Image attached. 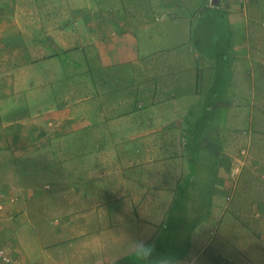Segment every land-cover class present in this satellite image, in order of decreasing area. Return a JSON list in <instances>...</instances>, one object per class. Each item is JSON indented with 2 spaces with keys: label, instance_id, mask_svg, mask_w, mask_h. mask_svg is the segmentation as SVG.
<instances>
[{
  "label": "crops",
  "instance_id": "obj_1",
  "mask_svg": "<svg viewBox=\"0 0 264 264\" xmlns=\"http://www.w3.org/2000/svg\"><path fill=\"white\" fill-rule=\"evenodd\" d=\"M254 1L219 0L233 70L252 59L247 9ZM203 7V0H0V154L19 161L61 151L66 160L57 169L20 163L18 178L0 186V264H85L87 242L68 247L64 258L55 233H40V211L25 212L46 199L70 226L81 222L59 242L92 233L99 248L92 264H137L130 238H146L157 256L180 262L185 251L193 254L187 262L202 257L199 264H264L263 218L235 214L237 202L223 201L232 184L221 157L209 203L199 204L201 226L180 223L191 184L180 190L187 150L198 159L201 148L203 126L194 121H208L222 99L212 48L198 53L192 44ZM169 219L178 227L169 228L176 231L166 246L154 240L167 238Z\"/></svg>",
  "mask_w": 264,
  "mask_h": 264
},
{
  "label": "rangeland",
  "instance_id": "obj_2",
  "mask_svg": "<svg viewBox=\"0 0 264 264\" xmlns=\"http://www.w3.org/2000/svg\"><path fill=\"white\" fill-rule=\"evenodd\" d=\"M254 3L255 4L252 3L251 7L247 9V23L248 28L250 29V54L252 59H250V62L236 63L234 70L232 69V64L235 61L233 59L229 58V61H224L225 63L223 62L221 64V66L224 64L227 66V72L225 71L224 75L233 76V78L227 77L226 80L223 79L219 82L223 87L225 85L226 89L222 91L224 94L220 91V99H222L218 106L213 104L210 119L204 121L202 118H199L194 121L196 124L203 126V133L200 137L201 146H198L201 148L198 153L199 158L196 161V174L190 181L191 184L187 191L188 214L187 216L182 217L180 222L183 224L184 230H188L192 225L194 226V229L195 225L197 227L201 226L199 219L205 215L202 214V207H200L199 204L206 205L209 203V186L212 182L211 173H213L215 169L214 161L218 160V158L220 159V157L221 165H223V162L225 163V171L227 172L228 179L232 186H234L233 191L231 186L226 195L224 197L222 196L223 201L226 202L228 197H231V201L237 202L236 204H238L234 210L235 214H237L236 212L238 210L243 214L252 213L255 216H258L259 214L264 221V0H255ZM160 15L162 14L157 12L155 18L157 16L161 17ZM223 22L226 23L223 18L219 17L217 26L215 25V30H222ZM208 31L213 30L211 29ZM213 36H217L216 31ZM208 43L209 41L203 38L192 40L193 48H195V51L198 53L201 49H208ZM216 50L218 53L226 52L230 53L229 56L231 55V47L228 50L224 46H219L217 48L215 47V51ZM182 51L184 52V46H182ZM192 54H194L193 50L190 52V55ZM199 63L200 62H197L196 64ZM217 85L218 79L215 78L214 86L217 87ZM197 106L198 102L193 105L194 108ZM193 120L194 119H190V121ZM193 137L194 136H192L190 142H192ZM223 150L226 153L225 156H221ZM190 152L191 150L188 149L187 153ZM11 153L12 152H7L8 155ZM58 153L60 157H63L64 152L59 151ZM4 154L5 153L0 154V186L3 182L10 184L9 182H13L18 178V166L20 163L22 165L25 164L26 166L29 162V167L32 169L36 165L37 167H42L44 163L51 162V164L55 166L53 169H57L59 168L57 167L58 165L62 164V166H64L63 163L66 162L65 159H59L60 157L55 158L50 154L45 159L29 158L27 160L21 159L19 161L10 158L7 155L4 157ZM218 164L219 163H217V165ZM178 165L180 164L177 163V166ZM233 171H235L234 175H232ZM37 177V175H31V177H29V179L32 178L29 181L31 182L30 184H36ZM56 179H58V177ZM186 179L188 183L190 175H188ZM20 183H22V181ZM49 183L51 182H48L47 184ZM47 184L44 187L45 190L49 189ZM56 209L57 208L55 207L54 210ZM28 210L32 217L38 213V210L40 211L39 214L43 215L42 222L37 224L40 233L42 235H45L48 232H52L53 235L55 233L58 241L55 245L58 249L63 250L64 258L66 257V249L71 248L72 251L74 249H79V243L84 241L85 243L87 242L84 263L92 264L95 259H98L99 248L96 245V240L91 238V232H86L87 237L84 239L76 240L74 242H59L66 240V236L69 235L66 229L68 230L72 228L73 233H75L77 231V224H81V222L77 224L72 223L70 226L67 220H65V214L60 215V211L59 214H56L57 212L52 210V202L50 200L46 199L39 205H36L35 200L30 204L28 209H25V212L27 211L28 213ZM75 215L76 214L72 216ZM228 216L226 215L224 218H227ZM61 220L65 221L62 222ZM164 225V229H167L168 231H164L163 228H161V230H163L161 232L164 233L167 238H156L154 241L169 246L170 242L168 236H171L176 231L175 229L169 230V228L178 227V223L170 222L169 219ZM91 228L92 227L90 226V229ZM36 229L32 228V231H35ZM64 231H66V233H64ZM28 238L29 239L25 240V245L27 247H32L35 240L30 236ZM48 242L51 243L52 240H49ZM44 243H47V241ZM21 249L25 251L24 246H22ZM155 249V255L157 256L161 250L157 249L156 246ZM177 251L180 253L179 248L177 250L174 249L175 253H177ZM193 251L196 250L192 249L191 252L193 253ZM183 253V262H181V264H187V261L193 256V254L185 255V251H183ZM132 258L134 257L132 256L131 259ZM201 258L202 257H197L195 264H199Z\"/></svg>",
  "mask_w": 264,
  "mask_h": 264
},
{
  "label": "trees",
  "instance_id": "obj_3",
  "mask_svg": "<svg viewBox=\"0 0 264 264\" xmlns=\"http://www.w3.org/2000/svg\"><path fill=\"white\" fill-rule=\"evenodd\" d=\"M207 4H208V0H203L204 7L200 10V16L198 17L197 26L195 28H193L194 30L192 31V39L196 40L197 38H203V39L209 41L208 46L211 47L212 50L214 49L213 55L215 56V58L217 60L216 65L219 66V68L216 72V75L218 74L217 76H219V78H217V79H218V82H220L224 79V74H225V71L227 70V66H225V64L221 66V64L224 61L225 62L228 61V56L230 53H226V52L222 53L223 48H222V52L218 53L217 50L215 51V47L217 48L219 46H224L229 50L231 34H230L229 28H228L226 13H225V11H223V9L220 8V4L217 6H207L206 7L205 5H207ZM219 17L223 18L226 23H224V22L222 23L223 24L222 30H215V25L217 26ZM211 29L213 31H208ZM215 31L217 33L216 37L213 36ZM202 34H204V35H202ZM208 49H210V48H208ZM208 49H201V51H203V52L209 51ZM217 87L219 89H223L222 91H224V89H226L225 88L226 86L224 85V87H223L220 83H218ZM193 141H195V138L193 139ZM191 154L188 155V165H189L188 166L189 167L188 175H190V177L192 176V174L195 171L196 159H197L196 151H195V154H192V155ZM188 175L186 176V178L188 177ZM186 178L184 179V181L180 185V190L182 192H183V187L187 186V184L191 181L189 179V181L187 183ZM179 209L183 213L184 208L182 207Z\"/></svg>",
  "mask_w": 264,
  "mask_h": 264
},
{
  "label": "clouds",
  "instance_id": "obj_4",
  "mask_svg": "<svg viewBox=\"0 0 264 264\" xmlns=\"http://www.w3.org/2000/svg\"><path fill=\"white\" fill-rule=\"evenodd\" d=\"M127 247L129 254L135 258L137 264H181L170 255L155 256V244L146 238H130ZM187 264H195V261H189Z\"/></svg>",
  "mask_w": 264,
  "mask_h": 264
},
{
  "label": "water",
  "instance_id": "obj_5",
  "mask_svg": "<svg viewBox=\"0 0 264 264\" xmlns=\"http://www.w3.org/2000/svg\"><path fill=\"white\" fill-rule=\"evenodd\" d=\"M211 4H212L213 6H217V5L219 4V0H212V1H211Z\"/></svg>",
  "mask_w": 264,
  "mask_h": 264
},
{
  "label": "built area",
  "instance_id": "obj_6",
  "mask_svg": "<svg viewBox=\"0 0 264 264\" xmlns=\"http://www.w3.org/2000/svg\"><path fill=\"white\" fill-rule=\"evenodd\" d=\"M234 172L235 171L232 172V175H234ZM0 254L3 255V250H0Z\"/></svg>",
  "mask_w": 264,
  "mask_h": 264
}]
</instances>
